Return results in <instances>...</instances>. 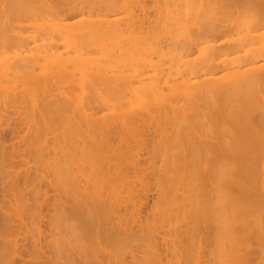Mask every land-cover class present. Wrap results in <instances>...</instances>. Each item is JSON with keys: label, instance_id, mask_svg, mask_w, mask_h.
I'll use <instances>...</instances> for the list:
<instances>
[{"label": "bare ground", "instance_id": "1", "mask_svg": "<svg viewBox=\"0 0 264 264\" xmlns=\"http://www.w3.org/2000/svg\"><path fill=\"white\" fill-rule=\"evenodd\" d=\"M1 4L0 264H264V0Z\"/></svg>", "mask_w": 264, "mask_h": 264}, {"label": "rangeland", "instance_id": "2", "mask_svg": "<svg viewBox=\"0 0 264 264\" xmlns=\"http://www.w3.org/2000/svg\"><path fill=\"white\" fill-rule=\"evenodd\" d=\"M2 6H3V4H1L0 8H1ZM21 236H23V235H21V234L19 235V234H18V238H19V239L22 238V239L24 240V238H25L24 236H25V235L23 236L24 238L21 237ZM23 240H21L20 243L22 242V243L24 244L25 241L23 242ZM25 243H26V242H25ZM18 244H19V243H18ZM31 245H32V244H30V246H29V244H28L29 248H31V250H32V249H34V248H33L34 246H31ZM26 248H27V247H26ZM26 248H25L24 250H26V251H28V252H27V254L24 256L25 258H27L26 256H27L30 252H31V253L33 252V253H32L33 255H34V254L37 255V252L35 253L36 249L30 251V250H28L29 248H27V249H26ZM24 250H23V252H22L23 255L26 253V252L24 253ZM254 252L257 253L258 251H255V250H254ZM31 253H30V254H31ZM255 253H252V254L255 255ZM30 254H29V255H30ZM257 254H258V253H257ZM257 254L255 255L256 259L254 258V255H252V256H253L252 259H253V260H256V261H254V263L258 262V261H257V257H258ZM37 258H38V256H35V260H36ZM258 263H259V262H258ZM17 264H20V263L18 262ZM21 264H22V263H21ZM256 264H257V263H256Z\"/></svg>", "mask_w": 264, "mask_h": 264}]
</instances>
